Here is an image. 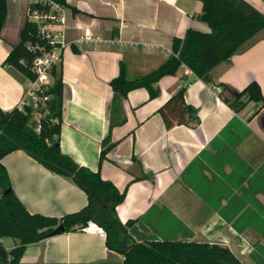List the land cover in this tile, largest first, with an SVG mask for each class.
Wrapping results in <instances>:
<instances>
[{
  "label": "crops",
  "instance_id": "1",
  "mask_svg": "<svg viewBox=\"0 0 264 264\" xmlns=\"http://www.w3.org/2000/svg\"><path fill=\"white\" fill-rule=\"evenodd\" d=\"M255 1L264 12L261 0ZM67 2L81 10L73 14L64 8L66 23L56 26L68 41L81 34L114 41L71 43L63 50L62 151L121 191L127 189L117 211L124 224L130 221L134 240L219 244L245 264H264V103L250 101L236 111L213 89L226 83L242 90L256 79L264 95V31L231 62L216 66L211 82L184 66L160 79L157 97L150 98L145 87L133 89L112 112L111 80L120 62H126L130 78L147 74L173 53L175 37H184L189 28L209 32L198 18L202 2ZM8 7L10 13V0ZM26 11L11 33L6 22L0 37V108L5 111L21 107L27 87L21 72L3 65L10 51L5 40H19ZM184 85L198 122L168 127L159 108ZM1 163L31 213L62 219L89 202L74 180L22 149L6 154ZM124 259L109 248L106 236L78 228L29 244L18 264H124Z\"/></svg>",
  "mask_w": 264,
  "mask_h": 264
},
{
  "label": "trees",
  "instance_id": "2",
  "mask_svg": "<svg viewBox=\"0 0 264 264\" xmlns=\"http://www.w3.org/2000/svg\"><path fill=\"white\" fill-rule=\"evenodd\" d=\"M72 11L78 7L67 0H52ZM202 11L198 18L206 22L209 32L189 28L184 37H175L173 53L157 68L147 74L130 78L126 62H120L119 74L111 80L114 90L112 112L122 107L128 93L137 88L149 90L150 98L157 97L161 90L158 82L165 75H176L184 66L189 67L206 82L213 80L212 70L222 62H231L232 56L244 51L258 40L264 31V12L248 0H201ZM50 5L44 0L30 2L22 24L20 38L16 43L5 40L10 51L3 61L27 79H35L34 59L52 49L48 39L40 34L39 24L30 17L34 11L48 12ZM9 14L8 0H0V37ZM53 84L47 91L49 99L38 108L27 101L23 108L10 111L0 108V183L4 197L0 200V234L12 239L16 245L10 251V264H18L25 248L34 242L53 235L54 229L63 224L64 231L78 229L94 221L106 231L109 248L122 253L124 264H245L227 246L197 241H143L134 240L129 234L130 221L123 223L117 207L125 200L127 189L121 191L111 180L104 179L99 171L79 165L61 148V123L64 83L62 62L52 69ZM224 98L236 110H241L250 101L264 103L260 83L250 80L248 85L237 90L222 83ZM186 86H182L159 108L168 127L175 124L198 122L196 109L185 100ZM38 113L39 117H35ZM115 123L112 122V127ZM110 137L106 138V141ZM107 145L101 158L115 146ZM22 149L41 162L46 168L70 177L88 194L89 202L81 209L62 219L31 213L16 196L10 186L7 171L1 159L8 153ZM5 249H0V264L7 258Z\"/></svg>",
  "mask_w": 264,
  "mask_h": 264
},
{
  "label": "built area",
  "instance_id": "3",
  "mask_svg": "<svg viewBox=\"0 0 264 264\" xmlns=\"http://www.w3.org/2000/svg\"><path fill=\"white\" fill-rule=\"evenodd\" d=\"M30 2H36L38 0H29ZM50 5L51 9L48 12L34 11L31 14V19L39 24L40 34L48 39L52 46L50 51H47L42 56H38L34 59L33 70L37 74L35 79H27V87L24 95V101L20 108H23L25 103L29 101L33 107L38 108L44 105L49 99L47 91L53 84L52 69L54 65H58L62 62L63 50L71 43H94L99 44L102 42H113L110 38H105L102 35L95 34H81L77 35L73 41H68L64 29L56 28V26H62L66 23L65 7L54 3L52 0H44ZM192 71L189 67H187ZM213 89L216 93H222L223 88L218 85H214ZM4 197V188L0 183V200ZM79 229L85 230L90 233H98L101 236H106V231L102 226L94 221H89L86 225H81ZM7 238L0 234V249H5L8 253L7 258L2 264H10L13 259V255L10 251L14 246H9L6 241Z\"/></svg>",
  "mask_w": 264,
  "mask_h": 264
},
{
  "label": "rangeland",
  "instance_id": "4",
  "mask_svg": "<svg viewBox=\"0 0 264 264\" xmlns=\"http://www.w3.org/2000/svg\"><path fill=\"white\" fill-rule=\"evenodd\" d=\"M249 1H251V3H253L258 8V3L255 0ZM260 2H262L264 5V0H261ZM28 3L29 0H10V13L7 21V29L9 30V33L14 30V25L18 22V20L24 16L25 7L27 8ZM21 4H23L22 7ZM35 117H39L38 113H35ZM6 241L9 246L16 244L15 241L9 238H7Z\"/></svg>",
  "mask_w": 264,
  "mask_h": 264
},
{
  "label": "water",
  "instance_id": "5",
  "mask_svg": "<svg viewBox=\"0 0 264 264\" xmlns=\"http://www.w3.org/2000/svg\"><path fill=\"white\" fill-rule=\"evenodd\" d=\"M64 230H65L64 225H63V224H60V225H58V226L54 229V231H53V235H54V234L61 233V232H63Z\"/></svg>",
  "mask_w": 264,
  "mask_h": 264
}]
</instances>
